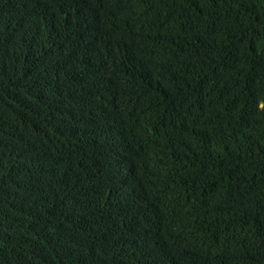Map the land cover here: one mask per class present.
Instances as JSON below:
<instances>
[{
    "label": "trees",
    "instance_id": "obj_1",
    "mask_svg": "<svg viewBox=\"0 0 264 264\" xmlns=\"http://www.w3.org/2000/svg\"><path fill=\"white\" fill-rule=\"evenodd\" d=\"M0 264H264V0H0Z\"/></svg>",
    "mask_w": 264,
    "mask_h": 264
}]
</instances>
